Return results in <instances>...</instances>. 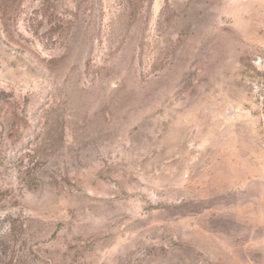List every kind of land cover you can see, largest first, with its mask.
Instances as JSON below:
<instances>
[{"label": "rangeland", "instance_id": "obj_1", "mask_svg": "<svg viewBox=\"0 0 264 264\" xmlns=\"http://www.w3.org/2000/svg\"><path fill=\"white\" fill-rule=\"evenodd\" d=\"M264 0H0V264H264Z\"/></svg>", "mask_w": 264, "mask_h": 264}, {"label": "built area", "instance_id": "obj_2", "mask_svg": "<svg viewBox=\"0 0 264 264\" xmlns=\"http://www.w3.org/2000/svg\"><path fill=\"white\" fill-rule=\"evenodd\" d=\"M257 107L259 111V129L261 135L262 145L264 146V92L260 95L257 101Z\"/></svg>", "mask_w": 264, "mask_h": 264}]
</instances>
